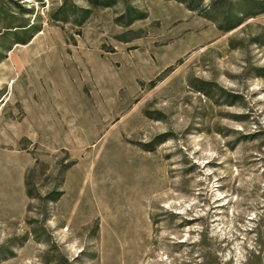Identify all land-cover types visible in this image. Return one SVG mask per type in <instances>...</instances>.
<instances>
[{
	"label": "rangeland",
	"instance_id": "1",
	"mask_svg": "<svg viewBox=\"0 0 264 264\" xmlns=\"http://www.w3.org/2000/svg\"><path fill=\"white\" fill-rule=\"evenodd\" d=\"M59 2L0 0L35 27L0 45V264H264V13Z\"/></svg>",
	"mask_w": 264,
	"mask_h": 264
},
{
	"label": "trees",
	"instance_id": "2",
	"mask_svg": "<svg viewBox=\"0 0 264 264\" xmlns=\"http://www.w3.org/2000/svg\"><path fill=\"white\" fill-rule=\"evenodd\" d=\"M184 3L186 7L190 10H203L202 6L203 0H177ZM225 0H211V6H216L215 9L219 8L221 3L223 4ZM16 2V1H14ZM85 5L79 6L73 3L71 0H60L59 4L55 6L50 14V17L57 22L61 23H73L75 25H82L85 20L91 15V13L98 8L112 7L118 2H121L123 8L121 12L114 18L116 24L128 27L133 24L136 20L144 19L147 17V12L141 10L128 2V0H84ZM224 7V6H223ZM25 8H20L19 13H24ZM219 11V9H218ZM222 11L225 26L221 29L228 31L237 26H239L244 19L253 17L257 14L264 13V0H237V2H231L228 6L220 10ZM3 12L0 10V15ZM35 27L33 24L27 20L24 22H19L17 24H6L4 30L0 33L1 40L0 45L4 44L5 37L8 36L11 41L26 43L28 41L27 33L33 30ZM131 36H120L121 41H130L135 37H139V31L137 30H127ZM260 75L264 76V72H259ZM212 88V84L209 82H203V86L199 87V91L203 93H208ZM30 194V190L28 189ZM46 197L50 200H55L57 196L54 192L48 193ZM0 246V254H4L5 250H2ZM7 251V250H6Z\"/></svg>",
	"mask_w": 264,
	"mask_h": 264
}]
</instances>
